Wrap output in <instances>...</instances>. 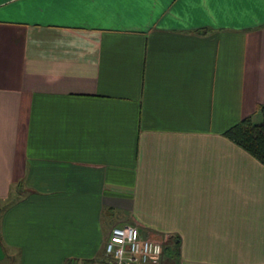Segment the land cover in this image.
Segmentation results:
<instances>
[{"label":"crops","instance_id":"0c3cea01","mask_svg":"<svg viewBox=\"0 0 264 264\" xmlns=\"http://www.w3.org/2000/svg\"><path fill=\"white\" fill-rule=\"evenodd\" d=\"M263 101L264 0H0V264H107L125 223L264 263V165L222 134Z\"/></svg>","mask_w":264,"mask_h":264},{"label":"built area","instance_id":"2783aa9c","mask_svg":"<svg viewBox=\"0 0 264 264\" xmlns=\"http://www.w3.org/2000/svg\"><path fill=\"white\" fill-rule=\"evenodd\" d=\"M107 264H159L161 243L131 224L112 225L103 244Z\"/></svg>","mask_w":264,"mask_h":264},{"label":"trees","instance_id":"16d2710c","mask_svg":"<svg viewBox=\"0 0 264 264\" xmlns=\"http://www.w3.org/2000/svg\"><path fill=\"white\" fill-rule=\"evenodd\" d=\"M255 112L259 114L258 120H253L251 116L242 117L226 127L222 134L264 165V101L256 105ZM141 235L149 236L144 232ZM176 239L178 240L177 235L174 239L172 238L171 242H166L168 240L164 239L161 245V254L170 264H177L178 243Z\"/></svg>","mask_w":264,"mask_h":264},{"label":"rangeland","instance_id":"374dc122","mask_svg":"<svg viewBox=\"0 0 264 264\" xmlns=\"http://www.w3.org/2000/svg\"><path fill=\"white\" fill-rule=\"evenodd\" d=\"M259 119V114L258 113H256L254 116H253V120H258ZM18 183V180L17 181H14V182H12L11 183V185H10V189H11V187H13L14 185H18L17 184ZM12 191V190H11ZM13 192V191H12ZM4 204L5 203H0V213H1V211L3 210V208H4ZM105 216V215H104ZM108 218H110V217H107L106 218V221L109 223L110 221L108 220ZM111 219L112 220H115V217L113 216V217H111ZM146 237V236H145ZM147 237H150V238H153V239H156V240H158L160 243H161V245L163 244V240H162V238L163 237H158V236H147Z\"/></svg>","mask_w":264,"mask_h":264}]
</instances>
